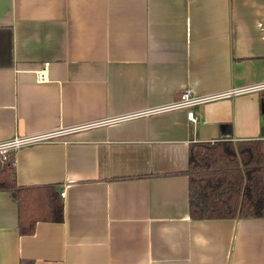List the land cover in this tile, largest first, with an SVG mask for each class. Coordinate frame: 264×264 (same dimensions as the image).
Instances as JSON below:
<instances>
[{
    "label": "crops",
    "instance_id": "obj_1",
    "mask_svg": "<svg viewBox=\"0 0 264 264\" xmlns=\"http://www.w3.org/2000/svg\"><path fill=\"white\" fill-rule=\"evenodd\" d=\"M184 85L219 94L163 107ZM263 90L264 0H0V138L49 131L13 179L62 209L18 232L0 188V264H264V216L190 218L183 172L188 141L264 140Z\"/></svg>",
    "mask_w": 264,
    "mask_h": 264
},
{
    "label": "trees",
    "instance_id": "obj_2",
    "mask_svg": "<svg viewBox=\"0 0 264 264\" xmlns=\"http://www.w3.org/2000/svg\"><path fill=\"white\" fill-rule=\"evenodd\" d=\"M264 94V90H263ZM259 112L264 115L260 100ZM187 213L190 218L264 216V140L211 137L187 144ZM12 154L0 160V188L15 201L18 232H31L37 218L59 220L61 200L51 183L19 185ZM30 264V260H22Z\"/></svg>",
    "mask_w": 264,
    "mask_h": 264
},
{
    "label": "built area",
    "instance_id": "obj_3",
    "mask_svg": "<svg viewBox=\"0 0 264 264\" xmlns=\"http://www.w3.org/2000/svg\"><path fill=\"white\" fill-rule=\"evenodd\" d=\"M35 75L39 77L40 72L37 71ZM177 94L178 95L174 98V100L168 102V104H164L163 107L189 106L192 103L206 99L207 97L215 94L217 95L219 93L197 94L193 92L190 85H184L179 89ZM186 117L189 119L194 117L193 110H191V108L186 109ZM48 132L49 131L34 132L31 134H16L5 138H0V160L13 154V151L17 145L30 142L36 138H43L48 134Z\"/></svg>",
    "mask_w": 264,
    "mask_h": 264
},
{
    "label": "water",
    "instance_id": "obj_4",
    "mask_svg": "<svg viewBox=\"0 0 264 264\" xmlns=\"http://www.w3.org/2000/svg\"><path fill=\"white\" fill-rule=\"evenodd\" d=\"M20 129H18V131H19ZM21 131H19V133H20ZM260 133L261 134H264V126H261V128H260Z\"/></svg>",
    "mask_w": 264,
    "mask_h": 264
}]
</instances>
